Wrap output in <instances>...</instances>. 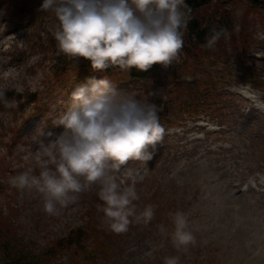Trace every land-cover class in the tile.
I'll list each match as a JSON object with an SVG mask.
<instances>
[{
	"label": "rangeland",
	"instance_id": "obj_1",
	"mask_svg": "<svg viewBox=\"0 0 264 264\" xmlns=\"http://www.w3.org/2000/svg\"><path fill=\"white\" fill-rule=\"evenodd\" d=\"M36 1L18 0L17 5L10 0L5 7L4 0H0V94L21 95V106L15 99L0 101V183L29 167L39 174L35 155L63 131L59 117L71 107V94L78 88L71 79L68 94L66 89L52 90L44 51L47 30L53 28L52 10H40L42 2L38 5ZM220 1H227L225 6L232 7L237 29L245 28L254 41L242 40L240 35L234 41L226 40V61L215 64L225 72L224 83L205 97L206 106L191 116H164L160 120L165 129L162 141L147 149L152 159L130 160L113 175L122 187L149 179L147 189L152 191V183L162 188H190L185 190L186 201L194 199L188 214L189 229L200 242L194 245L196 250L182 251L184 258L192 261L190 264H264V145H259L264 142V6L252 12L240 0L238 4L237 0ZM242 47H250L252 52L244 55ZM180 59L167 68L153 65L147 86L144 82L124 81L115 90L120 95L138 91L135 99L159 106L166 89L167 93L174 89L170 81L181 86L180 80L190 84L204 77L179 74ZM26 94H33L39 101L28 104ZM96 190L99 186L93 185L80 193L75 203L58 206V215H49L38 192L8 185L0 191L1 215L14 223L19 238L24 236L30 250L40 249L79 223L82 209L89 206V200L96 201ZM154 193H158L156 199H161L160 189ZM172 201L177 204H162L154 210L153 218L159 219V210L170 209L167 213L172 220L170 214L183 208L182 203ZM167 240L164 253L170 257L174 248L171 228L165 227L162 232L156 222L150 237L143 240L134 236L127 241L124 255L134 264L157 261ZM148 252L152 256H147ZM0 264H5L3 259ZM115 264L122 263L119 259Z\"/></svg>",
	"mask_w": 264,
	"mask_h": 264
},
{
	"label": "clouds",
	"instance_id": "obj_2",
	"mask_svg": "<svg viewBox=\"0 0 264 264\" xmlns=\"http://www.w3.org/2000/svg\"><path fill=\"white\" fill-rule=\"evenodd\" d=\"M40 10L55 13L59 51L89 60L94 71L135 68L146 72L157 64L167 68L179 60L184 46L182 30L193 18L185 0H43ZM229 35L226 28L212 29L203 47L212 49ZM71 101L58 120L63 131L35 155L39 174L29 167L10 178V185L38 192L49 215H58L59 208L75 203L80 193L98 185V197L103 201L100 210L110 231L126 233L133 217L137 223L148 224L154 206L147 205L137 213L135 186L122 187L113 173L130 160L152 159L147 149L161 142L165 133L160 107L134 95L118 94L107 78L78 87ZM170 215L172 243L177 250L187 251L197 243L188 214L177 211ZM146 255L150 257L152 252ZM178 262V256L166 257L164 264Z\"/></svg>",
	"mask_w": 264,
	"mask_h": 264
},
{
	"label": "trees",
	"instance_id": "obj_3",
	"mask_svg": "<svg viewBox=\"0 0 264 264\" xmlns=\"http://www.w3.org/2000/svg\"><path fill=\"white\" fill-rule=\"evenodd\" d=\"M15 1L18 5V0ZM39 1L43 3V0ZM39 1L38 3L36 1V4L39 5ZM4 2L5 7H8L10 0H4ZM236 2L238 4V0ZM240 2L244 3L246 8L252 12H257L259 6H264V0H240ZM226 3L227 1L220 0H185V4L192 9L193 18L189 22L187 29L182 30L184 31V46L180 53L181 64L179 66V74L187 75L189 78H195L200 74L204 77L193 79L190 84H187V81L180 80L179 82L183 84L181 86L174 84V80L170 81L174 85V89L167 93L169 89L167 88L165 95L160 99V105L162 104L161 106L159 105L160 109L163 106L162 111L160 110L158 114L160 120H163L164 116L167 118L171 113L182 115L183 117L191 116L201 110L202 105L206 106L208 101H205V97L213 93L215 87L217 90L218 84L222 85L224 83V70H220V68L215 66L216 63L226 61L225 57L229 50L226 49L224 42L226 40L234 41L237 39V35L238 37L240 35L239 38L242 40L248 42L254 41L245 28L241 27L237 29L234 11L232 7L225 6ZM23 5L26 7L31 4ZM247 9L245 15L248 14ZM21 11L25 10L21 9ZM50 19L53 22V28L47 30V37L45 39L47 41L44 43L46 49L44 51L47 53V69L52 90L62 92L66 89L68 94L72 90V87L70 88L69 85L72 83L71 79H74L73 82L77 87L87 85L90 80L94 79L98 81L104 78L110 80L115 88L118 87L119 83L124 81L144 82L146 86L151 83V68L146 72L138 71L135 68L127 72L121 71L119 68L94 71L89 60L70 58L64 55L59 51L58 42L54 35L59 23L54 11H50ZM242 24L244 25L245 23ZM221 27L228 30L229 37H221L212 49L203 47L206 43V37L211 34V30H219ZM241 50L244 55L249 54L246 53L248 51L252 52L250 47H242ZM230 52H233V50ZM241 69L244 70V68ZM248 82L255 84L250 79ZM256 86L263 88L260 85ZM137 93L138 91L130 90L125 95H135ZM26 95L25 100L28 104L39 101L33 94ZM20 96L13 97L12 95L11 97L4 94L0 101L15 99L14 101L18 102L21 106L18 99ZM259 145L260 147L263 146L264 142L261 141ZM19 171L24 172L25 170L21 169ZM9 180L10 178L1 181L0 191L10 185ZM149 181L147 179L143 184L135 185L139 199L133 203L136 206L137 213L141 212L147 205H153L155 211L164 203L176 205L177 203L172 200L182 203L183 208L178 210L187 214L190 213V205L193 204L194 199L192 198L188 202L185 199V190L186 188L190 189L189 187L184 185L180 187L165 185L162 188L157 183H152V187H155V190L152 191V189H147L148 185H151ZM143 186H145L144 189ZM157 189L162 191V194H160L161 199H156L158 193L154 192ZM163 190L166 194H163ZM173 190L177 191L178 194L174 193ZM95 193L97 195L96 201H94V198L89 200V206L82 209V218L75 227L70 228L65 235L49 241L44 247L36 250H30L29 246L25 245L24 236L19 238L16 226H14L13 222H9L6 217H2V209H0V259H3L5 264H57L58 260L64 262L63 264H115L119 259L122 264H134L133 260H129V257L124 255L128 250L125 249L127 241L134 236H138L143 240L150 237V233L156 222H159L163 228L170 227L171 234L174 231L173 221L169 220V214L167 213L170 209H164L159 210V212L162 211L158 216L159 219L153 218L148 224H144L143 222L137 223L134 217L130 218L133 222L129 225V230L126 233L115 234L109 230L104 213L100 210L103 207V201L98 197V190ZM149 200L153 201V204ZM196 241L200 244L197 237ZM198 243L195 245H198ZM167 248L168 240L165 241L163 248L160 249L161 255H159L158 260L150 259L146 264H163L162 261L164 262L166 258L164 249ZM192 249L196 250L194 246H189L187 251H191ZM182 251L184 249L177 250L174 247L173 254L170 257L178 256V264L192 263L189 259L184 258ZM197 252L200 255L204 254V251L200 252L198 249Z\"/></svg>",
	"mask_w": 264,
	"mask_h": 264
}]
</instances>
